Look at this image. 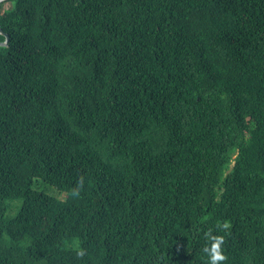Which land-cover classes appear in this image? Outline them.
<instances>
[{"label":"trees","instance_id":"16d2710c","mask_svg":"<svg viewBox=\"0 0 264 264\" xmlns=\"http://www.w3.org/2000/svg\"><path fill=\"white\" fill-rule=\"evenodd\" d=\"M0 29V264H207L209 229L264 264V0H5Z\"/></svg>","mask_w":264,"mask_h":264},{"label":"clouds","instance_id":"9594fccd","mask_svg":"<svg viewBox=\"0 0 264 264\" xmlns=\"http://www.w3.org/2000/svg\"><path fill=\"white\" fill-rule=\"evenodd\" d=\"M7 38H5V43ZM84 190V177L79 176L77 178L76 186L71 190V196L73 198H80L82 191ZM215 228L217 231H223L227 235H231L232 224L228 221L220 222L217 221ZM205 239L208 241L207 244L202 248V252L207 255V264H227L228 256L224 254L223 245L226 243L225 236L214 235L213 230L209 229L205 233ZM75 254L78 259H83L87 254V250L83 248H77Z\"/></svg>","mask_w":264,"mask_h":264},{"label":"rangeland","instance_id":"374dc122","mask_svg":"<svg viewBox=\"0 0 264 264\" xmlns=\"http://www.w3.org/2000/svg\"><path fill=\"white\" fill-rule=\"evenodd\" d=\"M37 188H40L42 189L44 192H47L48 194H51L53 196H56L57 198L59 199H62V200H66L67 198V195L64 194V193H60L58 190H56L55 188H51V187H48L47 185H43V184H40L39 186H37ZM13 211L10 210L9 211V215H12Z\"/></svg>","mask_w":264,"mask_h":264},{"label":"water","instance_id":"95a60500","mask_svg":"<svg viewBox=\"0 0 264 264\" xmlns=\"http://www.w3.org/2000/svg\"><path fill=\"white\" fill-rule=\"evenodd\" d=\"M4 1H5V0H0V3L4 2ZM0 32L3 33V31H2L1 29H0ZM9 40H10V38H9V36H7V42H6V43H5V42H4V43H0V45H4V46H5V45H8Z\"/></svg>","mask_w":264,"mask_h":264}]
</instances>
